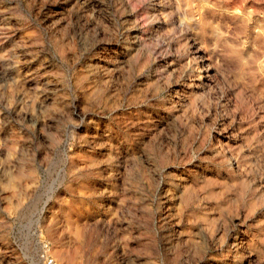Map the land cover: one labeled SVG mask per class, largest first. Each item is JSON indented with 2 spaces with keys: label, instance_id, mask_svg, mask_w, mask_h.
I'll use <instances>...</instances> for the list:
<instances>
[{
  "label": "rangeland",
  "instance_id": "374dc122",
  "mask_svg": "<svg viewBox=\"0 0 264 264\" xmlns=\"http://www.w3.org/2000/svg\"><path fill=\"white\" fill-rule=\"evenodd\" d=\"M45 257L264 264V0H0V264Z\"/></svg>",
  "mask_w": 264,
  "mask_h": 264
},
{
  "label": "built area",
  "instance_id": "2783aa9c",
  "mask_svg": "<svg viewBox=\"0 0 264 264\" xmlns=\"http://www.w3.org/2000/svg\"><path fill=\"white\" fill-rule=\"evenodd\" d=\"M45 264H55V261L51 257H45Z\"/></svg>",
  "mask_w": 264,
  "mask_h": 264
},
{
  "label": "bare ground",
  "instance_id": "6f19581e",
  "mask_svg": "<svg viewBox=\"0 0 264 264\" xmlns=\"http://www.w3.org/2000/svg\"><path fill=\"white\" fill-rule=\"evenodd\" d=\"M202 57H199V59H201Z\"/></svg>",
  "mask_w": 264,
  "mask_h": 264
}]
</instances>
